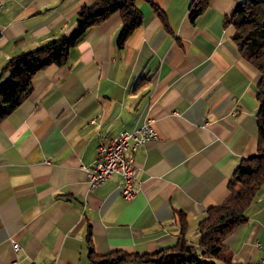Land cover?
I'll list each match as a JSON object with an SVG mask.
<instances>
[{
    "label": "crops",
    "instance_id": "1",
    "mask_svg": "<svg viewBox=\"0 0 264 264\" xmlns=\"http://www.w3.org/2000/svg\"><path fill=\"white\" fill-rule=\"evenodd\" d=\"M2 1L0 70L70 32L92 0ZM154 1L168 26L136 0L144 21L118 48L122 18L112 13L66 64L38 71L31 93L0 121V264H90L89 232L98 254L154 252L177 241L176 210L196 243L199 220L226 198L239 161L257 151L260 73L225 22L242 0H210L194 21L192 0ZM147 120L158 136L134 151L136 194L123 197L118 173L90 188L85 166L98 144ZM246 215L224 244L233 264H262L264 184Z\"/></svg>",
    "mask_w": 264,
    "mask_h": 264
},
{
    "label": "trees",
    "instance_id": "2",
    "mask_svg": "<svg viewBox=\"0 0 264 264\" xmlns=\"http://www.w3.org/2000/svg\"><path fill=\"white\" fill-rule=\"evenodd\" d=\"M154 8L165 26L168 21L164 10L154 0H146ZM210 0H192V21L209 5ZM119 11L122 23L116 43L122 48L144 21V13L136 0H92L77 10L76 25L33 49L11 56L0 70V121L12 112L31 93L34 75L52 65H64L70 49L77 45L88 31ZM226 24L234 27L232 39L242 56L260 73L257 85L258 139L257 151L243 157L227 183L229 192L220 203L207 208L197 224L200 237L196 243L186 236V213L178 211L180 231L177 241L154 252H130L114 249L98 254L88 234L90 264H117L125 261L147 264H225L232 263V253L224 244V237L247 220L246 209L264 184V0H242L237 3Z\"/></svg>",
    "mask_w": 264,
    "mask_h": 264
},
{
    "label": "built area",
    "instance_id": "3",
    "mask_svg": "<svg viewBox=\"0 0 264 264\" xmlns=\"http://www.w3.org/2000/svg\"><path fill=\"white\" fill-rule=\"evenodd\" d=\"M3 1L0 0V10ZM158 131L152 120H147L132 129H122L110 138L102 140L98 145L97 159L94 164L85 166L90 188H94L104 182L112 174L118 173L122 176V195L132 198L138 191L136 182V164L134 151L146 141L157 138ZM20 244L13 242V249L18 250ZM264 264V256L261 258ZM11 264H18L13 259ZM57 264V263H51ZM238 264H249L239 262Z\"/></svg>",
    "mask_w": 264,
    "mask_h": 264
},
{
    "label": "rangeland",
    "instance_id": "4",
    "mask_svg": "<svg viewBox=\"0 0 264 264\" xmlns=\"http://www.w3.org/2000/svg\"><path fill=\"white\" fill-rule=\"evenodd\" d=\"M98 145H99V144H98ZM97 153H98V147H97ZM96 159H97V158H96ZM95 161H96V160H95ZM95 161H94V163H95ZM94 163H93V164H94ZM243 263H244V262H243ZM249 264H250V263H249Z\"/></svg>",
    "mask_w": 264,
    "mask_h": 264
}]
</instances>
